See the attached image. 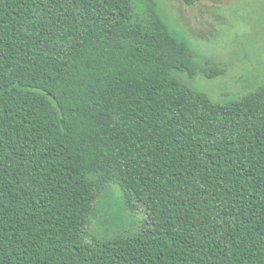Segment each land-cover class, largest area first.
Here are the masks:
<instances>
[{
	"label": "trees",
	"instance_id": "obj_1",
	"mask_svg": "<svg viewBox=\"0 0 264 264\" xmlns=\"http://www.w3.org/2000/svg\"><path fill=\"white\" fill-rule=\"evenodd\" d=\"M155 6L0 0V264H264V88L181 83ZM104 184L145 225L88 236Z\"/></svg>",
	"mask_w": 264,
	"mask_h": 264
},
{
	"label": "rangeland",
	"instance_id": "obj_2",
	"mask_svg": "<svg viewBox=\"0 0 264 264\" xmlns=\"http://www.w3.org/2000/svg\"><path fill=\"white\" fill-rule=\"evenodd\" d=\"M170 34L186 45L191 73L176 78L215 101L239 100L264 88V0H154ZM214 72V75L212 72ZM146 223L138 206L128 211L117 186L99 187L88 236L110 237Z\"/></svg>",
	"mask_w": 264,
	"mask_h": 264
}]
</instances>
